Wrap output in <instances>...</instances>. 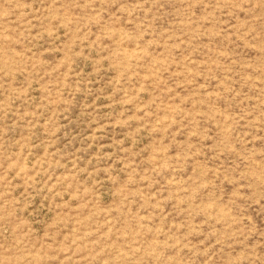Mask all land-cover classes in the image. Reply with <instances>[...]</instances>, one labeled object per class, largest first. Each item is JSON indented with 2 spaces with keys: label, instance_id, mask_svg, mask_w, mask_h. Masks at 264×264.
I'll return each instance as SVG.
<instances>
[{
  "label": "rangeland",
  "instance_id": "rangeland-1",
  "mask_svg": "<svg viewBox=\"0 0 264 264\" xmlns=\"http://www.w3.org/2000/svg\"><path fill=\"white\" fill-rule=\"evenodd\" d=\"M0 264H264V0H0Z\"/></svg>",
  "mask_w": 264,
  "mask_h": 264
}]
</instances>
